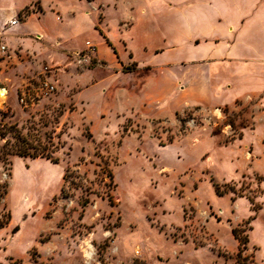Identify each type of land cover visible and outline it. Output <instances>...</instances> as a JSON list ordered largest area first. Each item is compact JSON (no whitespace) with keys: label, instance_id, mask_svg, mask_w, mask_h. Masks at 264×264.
I'll return each instance as SVG.
<instances>
[{"label":"rangeland","instance_id":"374dc122","mask_svg":"<svg viewBox=\"0 0 264 264\" xmlns=\"http://www.w3.org/2000/svg\"><path fill=\"white\" fill-rule=\"evenodd\" d=\"M197 2L0 0V264H264V54L176 94Z\"/></svg>","mask_w":264,"mask_h":264},{"label":"crops","instance_id":"0c3cea01","mask_svg":"<svg viewBox=\"0 0 264 264\" xmlns=\"http://www.w3.org/2000/svg\"><path fill=\"white\" fill-rule=\"evenodd\" d=\"M194 4V9L191 17L194 19L193 28L189 26L184 30V26L174 27L172 24H168L166 35H173V39L170 42L167 50H178V48L184 44L186 48L193 53V55H198L199 58H196L194 61L190 62H180V60H172L169 63L173 65H180L186 67V70L183 69L175 72L176 79L178 80L176 94H179L180 91H185L188 87H199L200 94L197 96V99L200 100L203 96H206V92L209 89V84L211 82L212 70L208 65L211 61H231L236 59L239 51L244 55L241 59L249 60L250 58L245 57L246 53L251 51L253 54L257 55L260 52L264 54V0H255L254 5H250V0H226V8L224 13H219L221 18L214 22L210 21V14L206 9H214L218 11V3L214 0H207V2H197ZM252 4V3H251ZM170 7H173L174 14H180L183 17V11L177 6V3L170 4ZM257 15V18H260V27L261 32L250 35V29L245 28V25L249 22L250 19ZM201 17H205V20H202ZM6 18V15L3 14L0 17V22H3ZM262 18V19H261ZM10 20V19H9ZM8 20V21H9ZM241 24L240 35H237L238 28L235 27L232 23ZM7 22V21H6ZM219 23H227L228 26L225 29H222L218 26ZM17 26V25H16ZM13 26L11 28H14ZM24 29H18V32L22 33ZM184 35H188L184 37ZM225 35V36H223ZM220 41V42H219ZM202 56V57H201ZM190 65V66H185ZM165 85V84H164ZM164 89V86L160 87ZM205 89V90H204ZM7 97V96H6Z\"/></svg>","mask_w":264,"mask_h":264},{"label":"built area","instance_id":"2783aa9c","mask_svg":"<svg viewBox=\"0 0 264 264\" xmlns=\"http://www.w3.org/2000/svg\"><path fill=\"white\" fill-rule=\"evenodd\" d=\"M18 23H19V20H18V19H10L9 21H7V22L5 23V25H7V26H9V27H13V26L18 25ZM54 91H55V85H54V84L49 83V82H46V83L44 84V87H43V89H42V92H43L44 94H50V93H53ZM21 101H22V103H26L24 97L21 98Z\"/></svg>","mask_w":264,"mask_h":264},{"label":"bare ground","instance_id":"6f19581e","mask_svg":"<svg viewBox=\"0 0 264 264\" xmlns=\"http://www.w3.org/2000/svg\"><path fill=\"white\" fill-rule=\"evenodd\" d=\"M6 95H7V92L5 89H1L0 90V103H4L5 100H6Z\"/></svg>","mask_w":264,"mask_h":264}]
</instances>
